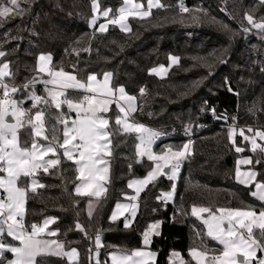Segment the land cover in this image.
<instances>
[{
  "label": "trees",
  "instance_id": "1",
  "mask_svg": "<svg viewBox=\"0 0 264 264\" xmlns=\"http://www.w3.org/2000/svg\"><path fill=\"white\" fill-rule=\"evenodd\" d=\"M98 2L101 11L111 9L113 15L123 0ZM160 2L166 7L154 9L152 18L129 19L128 33L117 28L105 33L91 29L92 0L22 2L21 7L28 11L0 27V50L7 53L1 59L10 63L18 87L39 75L38 57L50 54L52 66H62L84 81L89 74L100 79L111 72V87L123 86L127 94L137 97L139 110L135 119L165 134L154 150L166 145L178 148L187 143V136L192 138L191 155L181 165L172 202L166 204L165 211L161 208V202L165 201L158 197L169 191L171 182L166 176L159 177L140 194L138 212L128 229L121 220L110 221V214L129 193L127 182L143 178L151 170V163L145 159L137 162V141L133 137L112 138L108 191L96 202L91 218L87 211L89 198L74 194L78 181L72 162L62 158V163L50 169V174L42 170L38 173L37 179L45 187L29 193L26 224H42L45 218H57L51 225L52 230L58 229L60 233L55 238L65 242L66 250H78V264H95L92 259L95 235L101 236L103 245L99 260L101 264H109L111 252L143 248L142 234L157 222L160 235L152 237L147 249L157 253L155 264H167L168 255L174 251L190 259L188 250L198 239L196 232L205 231L191 214L193 206L214 210L256 205L249 189L235 180V168L240 157L248 156L254 161L261 158L258 152L251 155V144L241 140L239 130L244 129L249 136L253 135L247 131L249 128L264 130V39L254 28L244 31L251 28L245 14L259 21L264 17V4L260 0H183L184 6L202 12L181 13V0ZM193 15L199 16V21H194ZM85 48L90 50L84 51ZM170 56L179 60L166 77L159 79L150 74L154 67L167 65ZM141 88L145 89L144 95L140 94ZM81 96L80 92H69V98ZM62 110L66 112L64 106ZM115 113L112 108L107 117L114 119ZM54 123L49 121V125ZM230 126L237 129L236 145L245 148L242 153L235 152L228 138ZM26 138L22 132L21 139ZM249 168L264 174V159ZM258 179H264V175ZM77 221L87 230L88 237L75 229ZM207 243L219 247L211 240ZM10 257V253H5L4 264ZM257 257L264 258V253L258 252ZM42 264L68 262L47 256Z\"/></svg>",
  "mask_w": 264,
  "mask_h": 264
},
{
  "label": "snow or ice",
  "instance_id": "2",
  "mask_svg": "<svg viewBox=\"0 0 264 264\" xmlns=\"http://www.w3.org/2000/svg\"><path fill=\"white\" fill-rule=\"evenodd\" d=\"M22 2L30 4L32 0H0V27L28 11L21 7ZM260 3L264 4V0H260ZM165 7L160 0H147L146 8L142 3L123 0V5L117 9L116 14L110 15L111 9L101 12L98 0H92L93 16L90 26L94 27L100 16H103L106 22L99 24L97 31L107 32L108 26L113 25L119 26L123 32H131L129 17L149 19L152 18L154 8ZM179 10L181 13L202 12L201 9L184 6L183 0L179 4ZM199 18L192 16L194 21H199ZM245 19L251 28H244V31L249 32L254 28L262 34L261 39H264V17L257 21L253 15L246 13ZM6 55L5 51L0 50V58ZM52 59L50 54L38 57L36 71L45 74L47 78L37 75L19 87L14 83L15 73L10 70V63L0 59V264H4L5 253H11L13 257L6 264H42L43 258L47 256L66 258L68 264H78L79 252L76 248L66 251L65 242L49 238L60 235L58 229H50L57 218H45L42 224H26L29 193H36L38 188L45 187L37 179L38 173L42 170L44 174H50V169L57 168L62 163V158L74 165L75 181H78L75 183L74 194L78 197H95L98 203L107 193L106 185L110 183V161L107 157L112 156L114 136L133 137L137 141L136 156L146 157L152 164L151 170L142 179L129 181L127 186L135 189V195L127 198L133 202L138 201L140 193L159 177L166 176L169 180H176L183 161L191 155V140L178 148L166 145L159 151L154 150V145L165 134L135 119L134 114L139 110L137 97L127 94L123 86L111 87V72L104 73L102 80L96 74H89L84 81L78 79L76 74L65 71L62 66H52ZM169 59L173 64L179 60L175 56ZM150 71L161 75L168 69L161 65ZM37 83L44 85L46 95L36 93ZM21 89H31L28 94V100L31 101L29 108L24 107V100L15 98V94ZM70 91L82 93L81 98H69ZM140 94H145L144 88L140 89ZM112 105L118 110L114 119L105 115L110 112ZM62 106H66L67 112L62 110ZM53 108L55 111H52ZM71 113H75L74 118ZM52 120L55 123L49 125ZM57 125H62V128L58 129ZM247 131L253 135H245L244 129L239 130V135L251 144V152H258L261 158L255 161L251 157L237 160L235 180L249 189L248 194L254 198L256 205L242 208L217 207L214 210L211 207L193 206L191 214L202 221L206 231L196 232L198 239H194L188 250L190 259H185L180 252L174 251L170 256L171 264H264V258L257 257V252L264 253V179H258L264 174L254 168L241 169L242 165L262 163L264 145L258 143L257 138L264 141V130L254 131L249 128ZM22 132L26 139H21ZM49 132L52 134L49 135ZM58 132L61 133L60 136L57 135ZM236 135V127L230 126L228 138L235 152L242 153L245 148L236 145ZM131 167L129 165L130 170ZM174 192L175 184L171 191L161 193L158 199L171 200ZM138 207V202L117 203L111 219L116 221L125 212H129V216H124V228L128 229L136 217ZM93 208L90 201L89 218L93 215ZM159 228L160 222L153 223L142 234L143 248L131 252H112L111 264H155L157 253L146 249L151 245L152 237L160 235ZM75 229L88 237L87 230L78 221ZM7 238H11V241L6 242ZM207 240L215 242L219 247H210ZM101 247V236L97 234L95 264H101Z\"/></svg>",
  "mask_w": 264,
  "mask_h": 264
},
{
  "label": "crops",
  "instance_id": "3",
  "mask_svg": "<svg viewBox=\"0 0 264 264\" xmlns=\"http://www.w3.org/2000/svg\"><path fill=\"white\" fill-rule=\"evenodd\" d=\"M133 2L134 3H138V2H136L135 0H133ZM122 5H123V3H122ZM121 5V6H122ZM120 6V7H121ZM145 6V8H146V6H147V3L144 5ZM91 8H92V5H91ZM154 9H156V8H154ZM153 9V10H154ZM152 10V11H153ZM101 11V10H100ZM102 12V11H101ZM92 16H93V12H92ZM132 17H129V19H131ZM91 19H92V17H91ZM91 19H90V21H91ZM90 21H89V27L91 28V29H93V30H95L96 32H99V31H97V29H98V27H99V24H101V23H105L106 22V19L103 17V16H100V18L97 20V24L93 27V26H90ZM129 21V20H128ZM110 28H117L119 31H121L120 30V28H119V26H113V25H109L108 26V30L110 29ZM121 32H123V31H121ZM99 33H101V32H99ZM105 33V32H104ZM123 33H128V32H123ZM1 59V58H0ZM37 64H38V60H37ZM40 76H42V77H44V78H47L46 77V75L45 74H39ZM103 79V76L99 79V80H102ZM110 86H111V81H110ZM43 84H40V83H37L36 85H35V91L37 92V94H42L43 95ZM31 91V89H29V90H24V89H22L21 91H19V92H17L16 94H15V98L16 99H18V100H24L25 101V103H24V107H26V108H29V107H31V101L30 100H28V94H29V92ZM45 93V92H44ZM44 95H46V94H44ZM81 95H82V93H81ZM65 107V110H66V112H67V108H66V106H64ZM112 108H114L115 109V111H117L116 110V108L114 107V105H112L111 106V109ZM108 114V113H107ZM107 114H105L106 116H107ZM73 118L75 117V113H71L70 114ZM244 158H249L248 156L247 157H240V158H238L237 160H239V159H244ZM107 159H108V157H107ZM237 162V161H236ZM249 166L250 165H242L241 166V169L242 170H248L249 169ZM140 179H142V178H140ZM133 180V179H132ZM129 181H131V180H129ZM129 181L127 182V185H128V183H129ZM241 185V184H240ZM127 188H128V186H127ZM128 190H129V193L127 194V195H125L124 196V201H122V202H119L120 204H130V203H137L138 201H136V202H133V201H131V200H129L127 197H130V196H133V195H135V189L134 188H132V189H130V188H128ZM142 193V192H141ZM140 193V194H141ZM89 198V200L93 203V205H94V208H95V205H96V198L95 197H88ZM139 199V198H138ZM89 201V202H90ZM89 204V203H88ZM117 205V204H116ZM116 205L114 206V208H113V210H112V212H111V214H110V217H109V220L110 221H112V219H111V216H112V213L116 210ZM93 208V209H94ZM87 211H88V206H87ZM137 212H138V210H137ZM130 215V213L129 212H125L124 213V216H129ZM124 216H120L116 221H118V220H121L122 222H123V225H124ZM113 222V221H112ZM50 229H51V226H50ZM160 229V228H159ZM50 239H56L55 237H49ZM7 242H10L11 241V239H8L7 238V240H6ZM66 250V249H65ZM147 250V249H146ZM117 252V251H116ZM112 253V252H111ZM111 253H109V255H108V261H109V264H111V260H110V254ZM170 255H171V253L168 255V258L170 257ZM93 256V255H92ZM168 258H167V260H168ZM66 261H67V259L66 258H64ZM155 261H156V259H155ZM68 262V261H67ZM168 264V263H167ZM255 264V263H254Z\"/></svg>",
  "mask_w": 264,
  "mask_h": 264
},
{
  "label": "rangeland",
  "instance_id": "4",
  "mask_svg": "<svg viewBox=\"0 0 264 264\" xmlns=\"http://www.w3.org/2000/svg\"><path fill=\"white\" fill-rule=\"evenodd\" d=\"M171 57V56H170ZM169 57V58H170ZM177 64V63H176ZM176 64H173L172 62H171V60L170 59H168V64L167 65H163L165 68H167L168 69V71L166 72V73H163V74H161V75H156V74H152L151 73V71H150V74L151 75H153V76H155V77H157V78H159V79H162V78H164V77H166L167 76V74H168V72H169V70H170V68L171 67H173V66H175ZM161 66V65H160ZM160 66H156V67H154V68H159ZM43 87H44V85H43ZM43 91H44V88H43ZM37 93V92H36ZM45 93L43 92V95H44ZM40 95V94H39ZM42 95V94H41ZM114 107H115V105H114ZM26 108V107H25ZM116 108V107H115ZM117 110V109H116ZM118 111V110H117ZM245 135H250L249 133L248 134H245ZM242 138V137H241ZM242 141H244L243 140V138L241 139ZM257 141H261L259 138H257ZM261 142H264V141H261ZM155 151H157V150H155ZM159 151V150H158ZM138 159L139 160H142V159H145L146 161H147V158L146 157H144V158H140V157H138ZM149 162V161H148ZM151 163V162H150ZM151 167H152V164H151ZM162 177V176H161ZM167 178V177H166ZM178 178H179V175H178V177H177V179L176 180H170V182H171V188L169 189V191H171L172 190V185L173 184H175V188H176V185H177V181H178ZM169 180V179H168ZM168 191V192H169ZM173 197H174V194H173ZM172 200H173V198L171 199V200H168V201H165V203L166 204H169V203H171L172 202ZM193 216V215H192ZM193 217H195V216H193ZM200 223H202V221L200 220V219H198L197 217H195ZM203 225V224H202ZM51 226V225H50ZM203 227H204V225H203ZM204 230L206 231V229H205V227H204ZM8 239H11V238H8ZM7 242V241H6ZM67 251V250H66ZM258 253V252H257ZM11 254V253H10ZM171 256V255H170ZM13 257H12V254H11V257H10V259H12ZM9 259V260H10ZM92 259H93V262H95V251L93 252V256H92ZM167 263L168 264H171V262H170V257L168 258V260H167Z\"/></svg>",
  "mask_w": 264,
  "mask_h": 264
},
{
  "label": "built area",
  "instance_id": "5",
  "mask_svg": "<svg viewBox=\"0 0 264 264\" xmlns=\"http://www.w3.org/2000/svg\"><path fill=\"white\" fill-rule=\"evenodd\" d=\"M210 113V112H209ZM209 122H213V120L212 119H210L209 120ZM206 128V125L205 126H203V129H205ZM164 137H165V135H163L162 137H161V139L160 140H163L164 139ZM189 140H191L192 141V138H191V136L189 135V136H187L186 137V142H188ZM161 208L165 211V208H166V203L165 202H161ZM141 241H143V236H142V238H141Z\"/></svg>",
  "mask_w": 264,
  "mask_h": 264
},
{
  "label": "water",
  "instance_id": "6",
  "mask_svg": "<svg viewBox=\"0 0 264 264\" xmlns=\"http://www.w3.org/2000/svg\"><path fill=\"white\" fill-rule=\"evenodd\" d=\"M112 29V28H111ZM251 155L253 156L254 154L251 152ZM167 171V170H166Z\"/></svg>",
  "mask_w": 264,
  "mask_h": 264
}]
</instances>
